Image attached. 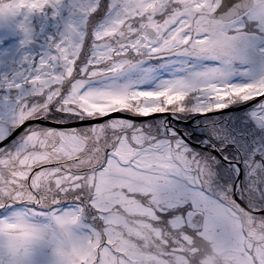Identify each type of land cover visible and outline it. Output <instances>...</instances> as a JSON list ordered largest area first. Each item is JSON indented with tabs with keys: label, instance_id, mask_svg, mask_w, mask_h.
<instances>
[{
	"label": "snow or ice",
	"instance_id": "snow-or-ice-1",
	"mask_svg": "<svg viewBox=\"0 0 264 264\" xmlns=\"http://www.w3.org/2000/svg\"><path fill=\"white\" fill-rule=\"evenodd\" d=\"M0 264H264V0H0Z\"/></svg>",
	"mask_w": 264,
	"mask_h": 264
}]
</instances>
